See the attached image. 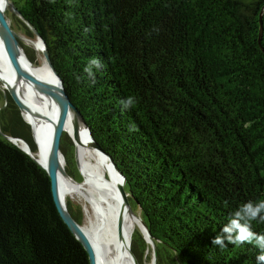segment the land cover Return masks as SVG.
Wrapping results in <instances>:
<instances>
[{"label":"trees","instance_id":"trees-1","mask_svg":"<svg viewBox=\"0 0 264 264\" xmlns=\"http://www.w3.org/2000/svg\"><path fill=\"white\" fill-rule=\"evenodd\" d=\"M16 7L125 175L157 264H257L252 245L211 242L237 206L264 200V0H19ZM93 58L102 67L89 77ZM129 97L135 102L125 109ZM9 137L37 151L8 92L0 106V264H90L56 207L47 171ZM70 146L65 132L68 157ZM253 228L264 232V223ZM138 238L143 248L132 250L147 264L151 246L140 229Z\"/></svg>","mask_w":264,"mask_h":264},{"label":"bare ground","instance_id":"bare-ground-1","mask_svg":"<svg viewBox=\"0 0 264 264\" xmlns=\"http://www.w3.org/2000/svg\"><path fill=\"white\" fill-rule=\"evenodd\" d=\"M4 3L6 5L1 7L6 12L9 3L6 0ZM8 23L10 24L9 19ZM11 28L14 31L15 39L10 46V51L16 60L35 72L56 81L47 59L45 58L41 64L32 61L21 42L22 38L27 44L33 45L38 55L41 52L44 54V47L39 37L36 39L27 37L26 34L19 35L12 26ZM0 72L5 81V89L8 87L7 89L17 95L22 114L33 128L34 136L38 142L35 157L40 163L46 165L51 131L56 119L54 100L48 95L42 84L17 79L14 73L6 69L1 58ZM44 117H47V133L40 136V132L44 131L42 125V118ZM74 125L77 126V133L74 130ZM65 131L70 134L76 145L77 163L85 178L84 182L80 183L76 182L68 173L61 174L59 190L62 201L66 206L69 197L80 198L84 202V210L87 216L84 228L92 236L98 249V264H137L131 253L132 237L137 227L143 228L142 216L126 203L121 194L119 188L122 178L119 172L109 157L89 141L86 129L75 112L68 118ZM18 143L22 144L21 141ZM62 166L66 171L65 156L62 157ZM108 169L109 177H106Z\"/></svg>","mask_w":264,"mask_h":264},{"label":"water","instance_id":"water-1","mask_svg":"<svg viewBox=\"0 0 264 264\" xmlns=\"http://www.w3.org/2000/svg\"><path fill=\"white\" fill-rule=\"evenodd\" d=\"M6 1L11 3L10 0H6ZM14 10H16L21 16V18H23L22 14L20 13V11L17 9L15 5H14ZM26 23H28V25L30 26L34 34H36L41 40L43 47H44V56L47 59L49 66L55 75L56 81H53L52 79H49L48 77L38 72H35L34 70L22 65L16 60L15 56L10 51V46L15 39L14 31L11 28L10 24L8 23L7 14L4 8L0 6V58L2 59L4 65L6 66V69L14 73L16 78L19 80H24L30 83L42 84L45 90L47 91L48 95L54 100V103H55L56 119L54 121L53 128L51 131V136H50L51 140H50V146H49L47 156H46V165H43L42 163H40V161L35 157V152L32 151L30 145L28 144L26 140H24L23 138H16V137H9V138L13 140L14 142H16L17 144H18V141H21L22 144H18L20 148H22L25 152L30 154L36 160V162H38L47 171L50 177V180H51L53 199H54V202L56 204V207L62 219L69 226V228L72 230L74 235L77 237V239L83 244V246L87 250L88 255H89V263L98 264L99 253H98V249L94 243L92 236L84 228L83 223L80 220H78L69 210V208H67V206L64 204V202L61 199L60 190H59L60 175L61 174L65 175L68 173L64 170L62 166V157L64 156V153L61 149V140H62L63 134L66 132L65 129H66V124L68 122V118L72 115L73 112H75L79 116L82 124L84 125L89 141L97 149H99L103 154L109 157L111 163L115 166V168L119 172L122 178V183L120 184L119 189H120L121 194L124 196L126 203L130 205L129 198H128L129 193L125 189L126 177L123 174V172L120 170V168L118 167L117 163L114 161L112 155L106 152L99 145V143L95 140L91 132V129L87 125L80 110L71 101L66 91L64 82L59 76V74L57 73V71L55 70L53 63L50 59V55L47 49L46 42L44 41L42 36L37 32V30L28 21H26ZM261 25L263 26V24ZM0 81L2 83L4 82L1 72H0ZM7 92L10 93V95L13 97L15 102L21 108V104L18 100L17 95L9 89H7ZM42 119H43L42 125L44 128L43 129L44 131L40 132V136L43 135V133H47V128H48L47 117H44ZM28 124L30 126V130H31V134L34 139V142L36 143V146L38 147V142L34 136L33 128L29 122ZM74 130L77 133L76 125H74ZM120 222H121V217L119 218V222H118L119 227H120ZM142 223H143V228L139 226V229L144 234L146 240L151 244L153 248V259H152L151 264H156L157 257H158V249H157L156 241L151 235L143 219H142ZM131 253L136 263L140 264L132 248H131Z\"/></svg>","mask_w":264,"mask_h":264},{"label":"clouds","instance_id":"clouds-1","mask_svg":"<svg viewBox=\"0 0 264 264\" xmlns=\"http://www.w3.org/2000/svg\"><path fill=\"white\" fill-rule=\"evenodd\" d=\"M3 0H0L2 6ZM102 63L98 58L89 61L85 72L94 77V69H100ZM134 98L123 101L126 109L134 104ZM264 223V200L248 201L237 206L230 214L227 222L220 228V233L212 239V245L221 249L231 243L237 247L248 244L260 250L257 255V264H264V232L258 233L253 228V222Z\"/></svg>","mask_w":264,"mask_h":264},{"label":"rangeland","instance_id":"rangeland-1","mask_svg":"<svg viewBox=\"0 0 264 264\" xmlns=\"http://www.w3.org/2000/svg\"><path fill=\"white\" fill-rule=\"evenodd\" d=\"M11 3H9L8 7H7V11H6V14H7V18L10 20V24L11 26L14 28V30L19 34V35H25L27 37H30V38H36L38 39V36L36 34H34V32L32 31V29L30 28V26L28 25V23H26V21L21 18V16L19 15V13L14 10V5L16 4V6H19V0H10ZM6 5V3H4V0H3V4L2 6L4 7ZM24 33V34H23ZM21 42L22 44L24 45L28 55L30 54L31 56H33L35 58V61L34 62H37L38 64H41L42 61H44L45 59V56L43 54V52H41L40 55H38L37 51L35 50V48L33 47V45L31 44H27V42L25 40H23L21 38ZM41 61V62H40ZM36 64V63H35ZM37 71V69H36ZM5 81L2 83L0 81V88L3 89V93L4 95L2 96L0 94V106L3 105L4 103V98L7 100L8 98V92H7V89H5ZM8 88V87H7ZM12 97V96H11ZM13 98V97H12ZM67 135L71 138L72 140V146H70L68 149H67V152H70L73 147L75 148V150L73 151V153L69 154V157L67 154H64L65 155V159H66V171L68 172V174L75 179L76 182H84V176L82 175L80 169H79V166H78V163H77V156H76V145L72 139V137L70 136L69 133H67ZM71 148V149H70ZM108 165H109V162H108ZM110 167V166H109ZM109 177V169L107 171V175L106 177ZM131 205V204H130ZM67 206L68 208L72 209L73 211L75 210L78 214H79V217H80V221L83 223V225L85 224V222L87 221V216H86V213H85V210H84V202H82L79 199H73V198H68V202H67ZM132 209L139 215H141L140 213V210L137 209L135 210V207L134 206H131ZM139 227L136 228V230H138ZM135 230V231H136ZM134 231V232H135ZM137 237V236H136ZM144 239L145 236H144ZM148 242V241H147ZM134 243H137L138 245V249L137 251L138 252H141V249L143 248L142 246V242L140 241V239L138 238L135 242L133 241V237H132V245H134ZM149 243V242H148ZM136 245V246H137ZM149 245L151 246V244L149 243ZM132 248V247H131ZM148 256L149 258H147V260L145 261V259L143 258V256H141V259H143V261L147 262V264H151L152 262V259H153V248L152 246L150 247V251L148 253ZM139 261V260H138ZM157 261H158V257H157ZM140 263V262H139ZM157 264V263H156ZM166 264V263H164Z\"/></svg>","mask_w":264,"mask_h":264}]
</instances>
